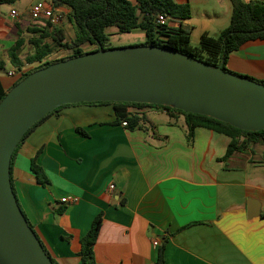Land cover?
<instances>
[{
    "label": "crops",
    "instance_id": "1",
    "mask_svg": "<svg viewBox=\"0 0 264 264\" xmlns=\"http://www.w3.org/2000/svg\"><path fill=\"white\" fill-rule=\"evenodd\" d=\"M18 1L0 5V83L5 92L41 64L26 61L35 37L27 30L44 20L30 19L35 3L25 17L15 7ZM173 2L190 9L183 25L193 47L203 34L218 38L229 25L230 0ZM54 10L63 18L68 14L66 8ZM11 11L17 16L11 17ZM57 27L66 41L74 39L73 26L63 21ZM70 53L55 50L44 61ZM225 69L264 83V40L229 54ZM144 113V125L129 130L115 123L111 105L66 107L39 124L18 148L11 171L14 193L50 258L56 264H80V239L100 215L92 248L96 264H154L164 239L165 264H264V148L251 146L221 161L228 137L197 128L188 142L180 115L171 118L154 108ZM34 157L47 185L30 171ZM251 200L257 209L248 206ZM252 209L256 215L248 218ZM154 240L159 241L156 248Z\"/></svg>",
    "mask_w": 264,
    "mask_h": 264
},
{
    "label": "water",
    "instance_id": "2",
    "mask_svg": "<svg viewBox=\"0 0 264 264\" xmlns=\"http://www.w3.org/2000/svg\"><path fill=\"white\" fill-rule=\"evenodd\" d=\"M80 103L169 107L242 131L264 130V85L169 49L100 50L29 74L0 101V264H52L16 202L10 161L36 122L61 106ZM248 206L257 209L252 200Z\"/></svg>",
    "mask_w": 264,
    "mask_h": 264
},
{
    "label": "trees",
    "instance_id": "3",
    "mask_svg": "<svg viewBox=\"0 0 264 264\" xmlns=\"http://www.w3.org/2000/svg\"><path fill=\"white\" fill-rule=\"evenodd\" d=\"M15 1L18 0H0V5L12 4ZM230 2L232 13L228 27L218 38H211L203 34L200 38L199 46L193 47L190 44L189 28L183 25V22L190 17V9L187 5L176 4L173 0H50L52 8H66L68 10L67 21L73 26L74 39L70 42L66 41L63 30L50 24L48 21H44L43 24L38 26L32 25L31 28H28L27 32L35 37L31 40L33 51L26 57V61L27 63L40 62L41 64L22 76L16 84L29 74L54 63L82 56L89 52L112 49L109 35L106 32L109 28H115L117 34H129L135 30H139L144 33L145 42L138 46H155L169 49L191 56L205 64L226 70L225 63L229 54L237 51L248 42L264 40V4L260 1L244 2L242 0H230ZM158 16H164L166 22L164 24L157 23ZM36 26L37 28H35ZM18 37H20V33ZM20 41V39L17 41L15 48L11 51V55L17 51L21 43ZM84 46H91L92 50L84 51ZM55 50L70 51L71 53L58 60L45 62L44 59ZM256 82L264 85L262 82ZM5 95L6 92L0 83V101ZM79 105H111L114 110L115 123L121 124L125 122L129 130L141 128L144 125L146 121L144 110L147 108L165 111L171 118L174 117V113L178 114L183 118L188 142L192 140L193 132L197 128L206 129L230 139V143L221 161H226L234 153L243 152L251 146L259 145L264 148V130L259 132L242 131L213 118L185 113L169 107L137 103H80L64 105L36 122L24 134L13 151L10 161L9 178L14 196L11 171L13 160L20 145L45 119L63 108ZM75 131L80 136L87 137L80 129L76 128ZM30 171L39 184L42 186L48 184L44 172L35 162V157L30 160ZM15 199L19 206L16 196ZM26 222L33 231L32 226L27 220ZM100 222L101 217L97 215L89 231L80 239V264H96L93 259L92 248L98 237ZM165 242L166 239L158 247L154 264H165L163 256ZM43 250L52 264H56L44 248Z\"/></svg>",
    "mask_w": 264,
    "mask_h": 264
},
{
    "label": "rangeland",
    "instance_id": "4",
    "mask_svg": "<svg viewBox=\"0 0 264 264\" xmlns=\"http://www.w3.org/2000/svg\"><path fill=\"white\" fill-rule=\"evenodd\" d=\"M37 1L38 0H20V1L16 2L15 7L21 13H23L24 16L26 17L27 9H28L29 5L36 3ZM41 1L50 2V0H41ZM63 21H64V25L66 27L71 25L67 21L66 15L63 18ZM112 31H114V29L109 28V29H107L106 32L109 35L110 44L113 48L129 47V46H135V45L138 46V45H142L145 42V36L141 33L115 34V35H113ZM71 32L73 33L72 29H71Z\"/></svg>",
    "mask_w": 264,
    "mask_h": 264
},
{
    "label": "built area",
    "instance_id": "5",
    "mask_svg": "<svg viewBox=\"0 0 264 264\" xmlns=\"http://www.w3.org/2000/svg\"><path fill=\"white\" fill-rule=\"evenodd\" d=\"M55 8L52 6H47L44 2L35 3L29 11V16L32 21L44 20L48 21L50 24L54 26L61 25L63 22V16L60 13L55 12ZM11 17H16L17 14L15 11L10 12ZM166 22V18L164 16H158L157 23L164 24ZM121 125L126 127V123L122 122ZM114 189L113 185L109 186V190L112 191ZM65 201V200H62ZM76 199H72V202H75ZM153 247H157L159 245V241L154 240L152 242Z\"/></svg>",
    "mask_w": 264,
    "mask_h": 264
}]
</instances>
